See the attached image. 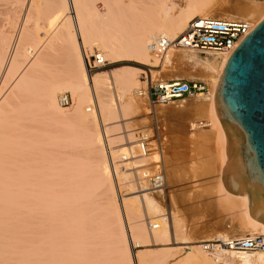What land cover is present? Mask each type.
I'll return each instance as SVG.
<instances>
[{
	"label": "bare ground",
	"instance_id": "obj_1",
	"mask_svg": "<svg viewBox=\"0 0 264 264\" xmlns=\"http://www.w3.org/2000/svg\"><path fill=\"white\" fill-rule=\"evenodd\" d=\"M24 1L31 7L32 0H23V4ZM38 1L40 3V0ZM95 1L102 3L104 12L100 13L95 8ZM41 2L47 4L48 8L50 6L51 14V17H46L48 19L44 29H55L52 33L54 40L70 48L68 50L74 55L76 70L72 73L71 66L72 74L69 73L66 78L62 77L63 80L51 79L62 76L59 74L51 75V81L43 79L41 73L45 69L46 56L39 55L42 52L38 50L42 43H47H40L46 30H39L38 33L42 34L35 35L34 38V35L32 37L27 34L32 33L33 28L32 31H27V24L25 27L23 25L27 31L25 34L28 38L31 37L29 41H32V38L37 39L28 42L30 48L22 46L24 41H21V35L23 37L25 34L20 32L23 28L12 37L7 36L6 39L2 36L4 39H0V70L4 69L6 77L13 80L8 93H0V96H4L0 97V225L6 224L9 218L12 220H9L10 225H17L16 232L10 233L14 228L10 231L9 224L6 228L10 232H0V264L168 263L165 259L171 249L162 252L155 249L151 252L142 250L134 255L131 253L129 244L144 243L140 240L146 233L144 227L131 222L134 216H141L140 205L138 206L140 196L131 184L136 183L141 190L142 204L147 212H160L151 194L145 193V179L152 171L141 169L145 166L143 157L132 156L128 162L123 163L124 169H121L115 160L120 156H129L136 136L126 135L129 148L115 150L111 145L122 142V139H111L107 135L113 131L106 128L107 126L121 123L118 120L111 121L116 118L117 110L124 111L136 105L133 97L138 88L136 71L131 68V71L121 70L123 73L111 71L112 78L117 79V83L123 87L120 96H117L119 106L116 107L109 92V79L106 77L110 74L100 72L90 76L86 70V50L95 48L101 53L98 54L99 57L107 64L135 58L137 61L154 65L157 61L159 63V60L151 53L150 45L159 37L174 39L194 18L244 20L257 24L264 18V2L184 0V6L180 7L174 16L168 15L170 7L175 5L174 0ZM207 10L222 12L224 16L210 14ZM38 33L36 30V34ZM174 52H182L177 56L178 65H175V59L173 60V56H176ZM162 61L170 67H178L182 74L190 79L209 82V96L199 100L205 108L211 134L196 133L199 125L192 123L189 130L194 133L189 140L202 155L214 156L211 157L212 161L214 159L213 167L209 169L215 174V181L210 191L219 194V204L238 219L232 235L223 230L218 231L214 237L264 236L263 225L251 219L248 214L247 199L244 196L228 194L221 182V172L226 161L225 138L213 111V98L218 78L227 62L226 57L171 51ZM169 71L167 70L166 74L170 73ZM179 76L174 79H182ZM66 93H70L75 102L71 111L62 110L57 102L58 96ZM199 97H202V94L195 98ZM185 102L182 100L181 104L184 105ZM197 103L196 107H199ZM92 104L99 112L100 124L96 110H92ZM211 138L214 140L213 150L210 149L212 143L208 142ZM153 155L152 160L156 162L158 156L155 153ZM179 155L181 161L187 160L185 154ZM206 165L209 167L210 163L206 161ZM193 167L200 170L199 165ZM193 167L191 166L192 171L195 170ZM111 168L115 183L112 180ZM196 173L195 171V175ZM133 174L137 178H134ZM208 174L203 173L205 176ZM168 183L166 178V185ZM116 191L119 195H116ZM3 227L2 225L0 229ZM150 233L155 238L163 235L157 224L151 225ZM180 242L190 244L185 237H182ZM184 248L181 252L183 264H264V251L241 257L228 256L216 262L214 258L204 254L198 245H188Z\"/></svg>",
	"mask_w": 264,
	"mask_h": 264
},
{
	"label": "rangeland",
	"instance_id": "obj_2",
	"mask_svg": "<svg viewBox=\"0 0 264 264\" xmlns=\"http://www.w3.org/2000/svg\"><path fill=\"white\" fill-rule=\"evenodd\" d=\"M124 1L126 2V0H124ZM32 2L33 3L31 4V7H32L31 8V7H28L26 5L25 1L23 4V0H22V2H18V0H0V31L3 32V33L0 32L1 33L0 34L1 40L6 38L7 36L12 37L14 34H16L18 32V30L20 28H21L20 30L22 31L24 29L23 25L25 27L26 24H27L26 25L27 31H28V29H29V31H32V28L35 31V32L33 31L32 33H29V32L27 33L29 36L32 35V37L34 35V38H36L35 35L37 36V35L42 34V32L38 33L39 30H41V31L46 30V29H44L46 22H47V19H48L46 17H49V16L51 17V14H49L50 6L48 8V5L47 4L45 5L44 2L42 4L41 0H40V3H38L39 2L38 0H32ZM95 2H96V3H94L95 8H97L100 13L104 12L105 9L103 8L102 3L100 1H95ZM262 2H264V1H262ZM174 3H175V5L170 7L171 10L168 12V15H170V16H174L176 14L177 10L180 7L184 6V0H174ZM46 9H48L47 10L48 12L46 11ZM212 11L213 10H211V11L207 10V12H210V14L213 13V14L220 16V17L224 16V15H222L223 14L222 12H219L216 10L213 12ZM232 15L240 16L238 14L236 15L235 13L234 14L232 13ZM261 21H259L257 24H259ZM36 30H37L38 34H36ZM27 31H25V29H24L20 33L25 34V32H27ZM54 31H55V29L48 30L45 33V35L43 37H41L42 40L41 39H40L41 41L39 40L40 43L47 42L46 43L47 45L45 43H42V45H41L42 47L40 46V48L38 50V51L42 52L39 55L43 54L47 58V59L46 58L44 59V65H45V67H44L45 69L43 70L44 72L42 71L43 73H41L43 75V79L46 81H49V80L51 81V79L55 80V79H59V78H60L59 80H63L62 77L66 78V76L68 77V74L71 73L70 71L73 70L72 71V73H73L74 70H76L75 69L76 68L75 61H73L74 55L71 54V50L70 51L68 50L70 48L67 47L65 44L54 40V38L52 37V35H53L52 33H54ZM27 34H25L23 37L21 35V38H22L21 41L22 42L24 41L23 42L24 44H22V46L24 48H30V46H29L30 44L28 42H33L35 40L37 41V39H34V38H32V41H29V40H31L30 39L31 37L28 38ZM26 36H27V38L25 39L24 37H26ZM47 46H49V48ZM50 46H51V49H50ZM45 47H47V48H45ZM64 48H66V49H64ZM40 52H38V53H40ZM69 52H70V54H69ZM86 52H87L86 58L91 63L93 61V55H96V54L100 55L101 54L95 48H93L92 50L87 49ZM181 53L182 52H174V55H176L175 57L173 56V60L175 59L174 60L175 65H178V63H179L178 59L179 58L177 56H179V54H181ZM72 56H73V58H72ZM86 58H85L86 70L90 76H92L96 73H100V72H107V74L111 75L112 74L111 71L113 72L115 70V72H113V73H118V71L122 72L123 70H130L129 68H131V69H134L133 70L134 72L136 71L137 80L141 74L140 70H143L144 66L154 67L155 65L158 64V61H157V64L154 62L155 63L154 65H149V64H146L142 61H137V59H135V58H131V59H127V61L125 60V61L114 63V64H108L104 68L88 70V65H87L88 61L86 60ZM70 59H71V61H70ZM48 64H49V66H48ZM71 66L73 67L72 70L70 69ZM173 66H171L169 69H167V70H170L169 71L170 73H168L169 75L166 74L167 70H164V74L162 76L163 79H170V78L174 79V77H177L180 75L179 77H181L182 79L184 78L187 80H193V79L186 77V75H183L182 72L178 69V67L176 68ZM67 70H68V72H67ZM45 71H47V72H45ZM126 72H128V71H126ZM64 73H66V74H64ZM53 74L54 75L59 74V76L60 75H62V76H60V77L57 76L56 78L49 79L51 77V75H53ZM110 75H108L109 77L106 76L107 79H109V81H108L109 82L108 84L110 85V86H108L110 89L109 92H110V95L112 96L114 105L116 107H118L119 102H118L117 96H120L121 91L123 90V87H121L122 86L121 84L117 83V81H116L117 79L112 78L113 76L112 75L110 76ZM116 75L117 74H115V76ZM120 75H121V73H120ZM12 81L13 80L11 78H9L8 76L6 77L4 69H2V71L0 70V93L1 94L6 95V93H8L9 87L12 86ZM1 82L4 84H2ZM113 82H114V84H113ZM204 82L206 85V90L203 92L202 97L193 98V99H186L185 100L186 104H184L185 106L183 104H181V101H180V102H177L176 105H169L166 107H159V108L155 109V114H156L157 118L164 123L166 130H167V134H168L166 150H165L164 155H163V165H164V170H165V175H166L165 177L168 179L169 183H168V185H166V190L162 194H151L153 199L156 201V205L160 211L156 214L147 212L145 210L144 205L142 204V198H141L142 192H141V190L138 188L136 183L131 184L134 187V191L136 193H138V196H140V199L138 200V201H140V203H138V206L140 205L139 208H140V213H141V216H139V215L134 216L132 218L131 222L144 227V229L146 230V233H145L146 236L144 235L143 236L144 239L142 237L143 240L142 239L140 240L144 243H142V244H131L130 243L129 244V245H131L130 248L132 250L131 251L132 255L137 254L139 251H142V250H147L146 252H151V250L155 249L158 252H162V251H167L165 249H171L169 255L165 259V261L168 263H165V264H169V262H170V264H174V263L175 264H183L181 252H182V250L185 249L184 248L185 246L197 245V243L200 240H206V239H209V238L216 236V233L218 231L227 230L228 234L232 235V232L236 229L238 219L235 218L234 216H232L226 209H224L219 204V194H213V191H210L211 190L210 187L213 186V184H214L213 181H215V179H214L215 174H213L212 171L210 170L213 167L212 162L214 163V159L212 161V158L214 156L213 155L211 156L209 154H203L202 155L201 152L198 151V149H195L193 147V145L190 144V140H189L191 135L194 133V132H191L189 130L190 125L192 123L199 125V128L195 130L196 133H199L201 135H203V134L204 135H210L211 134V132H210L211 128L207 125L208 122H207V116L205 113V108H204V106L202 107V102L199 100V99L208 97L210 94V92H209L210 88L208 85L209 82H206V81H204ZM4 85H5V87H4ZM2 91H3V93H2ZM66 94L69 95L70 93H66ZM3 95H1L0 97H2ZM69 96L71 98L72 103H71L70 107H68V108H61L60 107L62 110L65 109L64 111H71L74 108L75 102L73 101L71 95H69ZM133 97L136 101V105H132L130 108H128L124 111H121L118 109L117 114L115 116L116 118L113 117L114 119L111 120V121H117L118 120V121H121V123L109 125L106 127V128L113 129V131H111L110 133L107 134L109 138L111 137V139L112 138L113 139L114 138H121L122 139V142H119L118 144L115 143V144L111 145V147L115 150H119L120 148H122V149L129 148L126 135L131 134V135H133V137H135L137 134L136 131L143 130V129H149L151 124H152L151 114L153 112L150 110L149 106L145 103V101L142 98L136 96L135 92L133 93ZM0 101H1V98H0ZM195 103H197V106L199 105V107H196ZM200 104H201V107H200ZM181 105H183L182 108L180 107ZM91 107H92L93 111L96 110V115L98 116V120H99L100 119L99 118V112H98L96 106L94 104H92ZM199 109H200V111H198ZM201 109H204V111H201ZM201 112H204V114ZM42 117H43V115H42ZM105 123H107V122H105ZM99 124H100V120H99ZM208 142L212 143L210 146V149L212 148V150H213L214 140L211 138L208 140ZM104 145L106 147V145H107L106 142ZM182 147H183V149H182ZM194 150H195V152H194ZM212 150H210V151L213 152ZM196 152H197V154H196ZM179 153H181L182 155L185 154V157L187 158V160L184 162L181 161V159L179 158V156H180ZM153 156L154 155L152 153L150 155H146L143 157V161H144L143 163L145 166L141 169H144L147 172L152 171L151 163L155 162L154 160H152ZM203 157H204V159H203ZM208 159H209V161H208ZM11 161H12V159H11ZM206 161L210 163L209 167L206 165ZM201 164H203V165H201ZM193 165L194 166L199 165L200 170L198 169V167L196 170V168L193 167ZM191 166L193 168H195V170L192 171ZM141 169H138V170H141ZM205 170L209 173L206 176L203 175L204 172L207 173ZM195 171L197 172L196 173L197 176L195 175ZM130 172H132V171H130ZM111 174H112L111 175L112 180L115 183L116 180H115V175L112 172V168H111ZM133 176H134V178H137V176L135 174H133ZM212 177H213V179H212ZM207 189H209V190H207ZM205 190H207V191H205ZM145 193H147V192L145 191ZM117 194H118V192L116 191V195ZM1 206L2 205L0 204V207ZM9 220H10V218H9ZM10 221L12 222V220H10ZM10 221L8 223L6 222V224L5 223L2 224L5 227V229H3L4 227L1 228L0 229L1 233H3L5 230H8V229L11 231V228H14V230H12L11 232L8 230V232H10V233L16 232V230H15V229H17L16 223L13 225H10ZM123 221H124V225L126 226L125 219ZM7 224H9L11 226L10 227L8 225L9 226L8 229L6 228ZM152 224H157L161 228L163 235L160 238L152 237L153 235H151V233H150V231H151L150 225H152ZM2 225H0V227H2ZM227 226H228V228H227ZM2 229H3V231H2ZM182 237L187 238L190 244H182L180 242V239Z\"/></svg>",
	"mask_w": 264,
	"mask_h": 264
},
{
	"label": "built area",
	"instance_id": "obj_3",
	"mask_svg": "<svg viewBox=\"0 0 264 264\" xmlns=\"http://www.w3.org/2000/svg\"><path fill=\"white\" fill-rule=\"evenodd\" d=\"M257 25L244 20L194 18L174 39L159 37L150 45L151 53L158 58L159 63L154 67L144 66L141 70L136 96L142 98L153 112L151 114L152 124L149 129L136 131V138L129 152V156L137 158L152 153L158 156V160L151 163L152 173L145 179L147 193L159 194L166 190L163 155L168 134L164 123L157 118L155 109L176 105L182 100L193 99L206 90L205 82L163 79L164 70L170 67L163 63V57L171 51H185L203 56L222 55L227 61L230 54ZM86 60L88 61L87 58ZM87 63L88 70L104 68L108 65L98 54L93 55L92 63L89 61ZM57 102L60 107L68 108L71 105V98L68 94L59 95ZM129 156H121L115 160L121 169H124L122 165L128 162ZM197 245L204 254L219 262V259L228 256L241 257L264 251V236L213 237L200 240Z\"/></svg>",
	"mask_w": 264,
	"mask_h": 264
},
{
	"label": "water",
	"instance_id": "obj_4",
	"mask_svg": "<svg viewBox=\"0 0 264 264\" xmlns=\"http://www.w3.org/2000/svg\"><path fill=\"white\" fill-rule=\"evenodd\" d=\"M213 111L225 138L222 186L244 196L250 218L264 227V19L225 63Z\"/></svg>",
	"mask_w": 264,
	"mask_h": 264
}]
</instances>
